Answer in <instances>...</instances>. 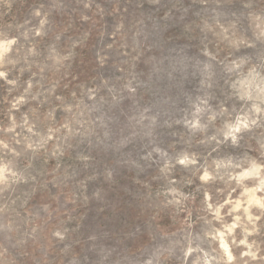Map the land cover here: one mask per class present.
I'll return each mask as SVG.
<instances>
[{
  "label": "rangeland",
  "instance_id": "374dc122",
  "mask_svg": "<svg viewBox=\"0 0 264 264\" xmlns=\"http://www.w3.org/2000/svg\"><path fill=\"white\" fill-rule=\"evenodd\" d=\"M0 73V264H264V0H0Z\"/></svg>",
  "mask_w": 264,
  "mask_h": 264
},
{
  "label": "clouds",
  "instance_id": "9594fccd",
  "mask_svg": "<svg viewBox=\"0 0 264 264\" xmlns=\"http://www.w3.org/2000/svg\"><path fill=\"white\" fill-rule=\"evenodd\" d=\"M5 51H7V45L5 46ZM0 75H4L3 73H0ZM235 130V129H234ZM185 161H181V163H184ZM247 175V174H245ZM234 227V226H233ZM227 232H231V228L226 229Z\"/></svg>",
  "mask_w": 264,
  "mask_h": 264
}]
</instances>
